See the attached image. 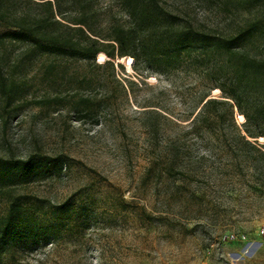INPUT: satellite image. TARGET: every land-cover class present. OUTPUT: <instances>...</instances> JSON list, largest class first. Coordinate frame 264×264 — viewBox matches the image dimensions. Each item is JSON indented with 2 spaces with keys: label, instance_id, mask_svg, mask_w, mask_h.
<instances>
[{
  "label": "rangeland",
  "instance_id": "obj_1",
  "mask_svg": "<svg viewBox=\"0 0 264 264\" xmlns=\"http://www.w3.org/2000/svg\"><path fill=\"white\" fill-rule=\"evenodd\" d=\"M45 1L4 0L8 23L46 17ZM162 4L185 12L193 32L229 40L222 70L217 57L193 55V64L147 76L129 56L108 65L98 54L85 62L0 43V225L15 201L47 241L0 238V264H264V170L247 164L235 136L243 116L234 107L232 123L217 106L214 121L193 129L235 59L264 58V0ZM61 11L93 14L101 32L129 24L113 0ZM240 30L247 37L233 40ZM242 75L249 112L264 119V79ZM232 234L246 242L222 241Z\"/></svg>",
  "mask_w": 264,
  "mask_h": 264
},
{
  "label": "trees",
  "instance_id": "obj_2",
  "mask_svg": "<svg viewBox=\"0 0 264 264\" xmlns=\"http://www.w3.org/2000/svg\"><path fill=\"white\" fill-rule=\"evenodd\" d=\"M6 1V0H5ZM53 1V3H52ZM93 0H46L37 2L48 10L46 17L27 20L24 17L16 20L10 17V10L5 7L4 0H0V43L3 41L25 43L40 54L59 55L75 58L85 62H94L96 55L99 59L108 58L106 64L114 58L129 56L134 61L135 69L147 76L151 74L163 75L179 68L181 65L193 64L195 60L202 61L206 56L213 55L221 62L215 66L225 64L224 56H231L229 40L215 38L206 31L193 32L192 20L185 12L167 10L162 0H113L119 4L127 18L128 26L108 24L105 32L97 30L88 20L93 14L82 12L78 18H68L62 11V3L66 5L78 4L82 8L90 9ZM7 6V5H6ZM6 22L10 25H6ZM245 32H236L233 40L247 37ZM235 70L226 81L225 78L216 82L221 96L209 98L206 95L201 100L202 106L193 119V129L201 118L206 122L214 121L208 118L209 111L217 106L226 108L233 123V108H237L245 122L241 129L235 124L236 138L247 164L253 165L256 171L264 170V144H257L254 139L264 138V119L249 112V104L241 89L243 73L259 75L264 79V58L256 59L242 56L235 59ZM221 63V64H219ZM254 140V141H252ZM248 148V150H246ZM255 151V154L251 153ZM9 215L0 225V238L5 243L14 240H29L35 247L45 246L47 241L39 232L34 233V226L30 227L28 220L22 218V207H16V202H9ZM15 219H20L17 222ZM42 241V242H41Z\"/></svg>",
  "mask_w": 264,
  "mask_h": 264
},
{
  "label": "built area",
  "instance_id": "obj_3",
  "mask_svg": "<svg viewBox=\"0 0 264 264\" xmlns=\"http://www.w3.org/2000/svg\"><path fill=\"white\" fill-rule=\"evenodd\" d=\"M222 241L224 243H234V242L245 243L246 237L244 235L235 236L232 234V235L225 236ZM246 253H247V251L244 252V254H246Z\"/></svg>",
  "mask_w": 264,
  "mask_h": 264
}]
</instances>
